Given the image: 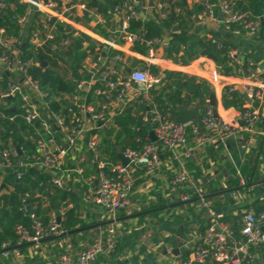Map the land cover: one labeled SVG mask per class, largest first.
<instances>
[{
	"label": "built area",
	"instance_id": "2783aa9c",
	"mask_svg": "<svg viewBox=\"0 0 264 264\" xmlns=\"http://www.w3.org/2000/svg\"><path fill=\"white\" fill-rule=\"evenodd\" d=\"M69 1L19 0L29 5L24 13L16 16V23L20 26L19 35L29 21V14L37 11L39 13L37 19L28 30V41L35 48H41L56 34L55 23L50 22L52 17L66 23V18H69L67 14H71L72 9L78 5L84 8L82 3L68 5ZM154 1L161 16H164L162 1ZM199 2L201 13L211 19L214 7H217L223 23L239 25L249 32L257 29L258 15L249 10L234 9L236 0H199ZM6 7V3L0 0V11H4ZM107 12L124 13L126 19L135 15L128 2L109 8ZM134 38L133 34H127L128 40ZM157 41V38H153L147 43L151 45ZM21 42L20 37L11 34L6 25H0V78L3 73L8 75L5 87L0 89V106L17 109L26 122L37 121L34 131L35 153L23 160L16 158L19 154L14 146L0 148V172L14 166L20 168L35 165L49 172L50 181L57 187L65 186L71 179V172H74L76 173L72 176L74 180H83L90 184L84 194L85 200L93 206L104 209L108 216L114 219L118 212H128L130 194L137 172L152 175L160 168L159 147H161L170 152L180 168L174 172L169 181L168 197L169 195L171 198L175 197L182 204H196L207 213L204 231L199 233L193 230L184 242L185 251H179L167 264L257 263L258 256L254 250L264 246V207L256 212L250 210L238 215L235 219L236 225L222 221L227 215L215 209V204H221L227 198L237 201V189L247 185L246 178L235 170L239 177L237 188H228L223 179L217 190L208 191L202 185L214 176L192 178L185 169L183 160L192 156L193 147L213 143L225 144L228 139L244 131L252 132L260 119V110L256 102L262 97L264 88L258 67L244 62L236 50L228 48L227 59L232 68V76L246 80L242 90V108L237 110L233 117L223 118L215 117L209 105L198 120L191 119L183 124L166 117L152 101L150 90L158 82L157 78L146 70L138 68L123 73L118 72L114 62L122 60L120 54L114 55L111 63L107 62L101 52L87 54L80 65L87 77L76 82V91L70 97L65 94L62 96L71 106L70 119L65 123L63 117L51 108L48 92L41 88L39 82L29 72V68L37 62L31 58L20 57ZM67 43L66 39L60 42L61 45ZM223 76L225 75L217 69H212L207 72L205 78L211 86H214L221 84ZM96 80H100L101 83L94 87ZM223 87L227 92L236 89L233 84H224ZM89 91L92 92V98L86 101V94ZM131 102L146 105L142 120L150 123L156 141L143 142L138 149H123V155L128 158L126 165L121 161L107 165L105 160L99 157L98 133L108 130L113 125V116L123 112ZM89 131L92 133L85 140V133ZM147 139H150L149 136ZM86 150L91 153L90 162L96 164L97 183L95 184L92 181L93 177L82 176V168L78 164L86 160ZM68 160H75L76 165L72 167L67 163ZM19 175L20 172L17 171V176ZM112 224L108 225L105 233L99 231L94 234L87 246L77 253L76 259H73L69 252H64L58 256L59 262L96 264L98 255L115 247V232ZM15 231L18 236L16 245L6 248V244L3 243L0 252L3 258L19 256L21 245L37 244L43 239L59 236L66 230L60 229L58 218L55 216H52L47 224H43L40 218L30 214L29 225L17 224Z\"/></svg>",
	"mask_w": 264,
	"mask_h": 264
},
{
	"label": "crops",
	"instance_id": "0c3cea01",
	"mask_svg": "<svg viewBox=\"0 0 264 264\" xmlns=\"http://www.w3.org/2000/svg\"><path fill=\"white\" fill-rule=\"evenodd\" d=\"M102 2L106 5V9L116 6L110 5L105 0ZM123 2H128L132 6L135 14L132 18L142 22H150L159 31L160 36L156 37L158 41L148 45V40L137 39L135 34H133L134 40H128L127 34L132 33H128L125 29L130 18L126 19L124 13L107 12L102 14L92 8H86L82 3L84 8L78 5L72 9L71 15L74 17L66 18V23L70 25V31L83 32L96 42L94 49H88L87 54H99L101 52L105 55L108 63L113 62L114 55L120 54L122 60L114 62L117 71L120 73L132 68L140 69L141 66L142 70H146L150 74L148 66L150 64L157 66L160 73L158 76H153L158 79L153 89L160 88L163 70H178L206 80L207 72L217 69L215 60L200 54L203 50L201 48L198 57L187 65L174 63L165 57L170 34L179 30L178 21L165 23L168 17L165 1H162L164 16H161L154 0H124ZM177 2L180 4V10L177 8L175 10L181 18V25L186 27V32L191 39L204 37L227 42L228 47L236 50L244 62L259 68V77L264 84V0H262L260 12L255 11L258 15V26L254 32H249L236 24L227 25L223 23L217 7H214L211 19L201 13L199 0H177ZM24 34L25 31L22 30L19 35L21 41ZM143 44L147 47L144 53L139 51ZM110 49L118 52L109 56L108 51ZM245 81V79L232 76L230 73L222 77L221 84L210 85L216 99L218 116L230 118L237 112L234 108L225 109L221 105L223 85L233 84L242 93ZM98 82L100 80H96L95 85ZM131 104H135V102H131ZM256 105L260 110V119L252 132L244 131L240 135L228 139L225 144L213 143L193 147L192 156L183 160L184 167L192 178L193 176L185 166V162L190 161L191 166L198 167L202 178L207 175L216 177L219 174H226L230 170L239 171L246 162L252 167L251 174L246 179L247 185L237 189V201L234 202L232 199L233 202L224 203L223 200V203L215 204L217 212H224L227 215L222 221L232 225H236L235 219L238 216L236 213L240 215L250 210L256 212L255 209L264 203V88L262 97L256 102ZM160 159V168L154 174L144 175L141 171L137 172L134 187L130 194L128 212H118L114 217L116 221L113 222L112 226L116 229L119 228L121 222L129 223V226L124 227L125 229L123 228L119 234L115 233V240L119 242L120 247H123L122 253H124L123 257L127 260V264H167L179 251H185L184 242L187 241L189 234L193 230L202 233L207 224L205 210L198 208L196 204H182L175 197L171 198L170 195L168 197L169 181L174 172L180 168L177 160L173 157H160ZM67 163L76 165L74 160H68ZM95 172L87 176L94 178L93 184H95ZM70 180L66 182L65 187H68ZM86 191L81 194L80 198L78 197L75 204L69 203L68 205L75 206L84 216L86 213L94 214L96 220L94 223L110 220V216L104 209L93 206L85 200ZM1 192L2 190H0ZM151 204L157 205L155 208H148ZM172 213L181 215L184 225H181L180 229L175 228L171 231L169 229L176 226L174 223L171 224ZM125 216H129V218L126 219ZM139 216H142L141 222H138ZM104 225H107L108 228L110 224ZM130 226H132V230L129 229ZM99 231L104 232L100 226L91 228L87 238L82 240L77 235L67 234L49 237L37 244H23L19 256L8 258L0 256V264H61L58 262L59 254L69 252L73 259H76L77 253L87 246L91 237ZM254 252L258 256L257 263L254 264H264V246H260Z\"/></svg>",
	"mask_w": 264,
	"mask_h": 264
},
{
	"label": "trees",
	"instance_id": "16d2710c",
	"mask_svg": "<svg viewBox=\"0 0 264 264\" xmlns=\"http://www.w3.org/2000/svg\"><path fill=\"white\" fill-rule=\"evenodd\" d=\"M3 1L7 7L4 11H0V25H6L9 32L17 37L19 36L20 26L16 23V16L24 13L29 5L19 2V0ZM123 1L105 0L110 5H121ZM161 1H165L167 4L168 17L165 23L178 21L179 25V30L170 34L165 57L174 63L187 65L198 57L199 49L201 48L215 56V65L218 71L224 75L232 73V68L228 64L227 59V50L229 48L227 42L204 37L191 39L186 32V27L181 25V18L175 10L176 8L180 10V4L177 0ZM76 2L84 3L86 8H92L102 14L107 13L106 5L102 0H70L68 5ZM261 7L262 0H236L233 6L234 9L239 11L249 10L252 12H260ZM38 14L37 11L29 14V21L23 28L25 34L20 46V57L22 59L31 58L34 62H37L29 68V72L39 82L41 88L48 92L51 108L56 110L66 123L71 116V106L62 96L65 94L70 97L76 91V82L87 77L80 65L87 55V50H93L96 42L89 35L80 31L65 32V23L52 17L50 22H54L56 27L54 38L41 48H35L28 41V30L34 25ZM67 15L68 17H74L71 14ZM125 30L128 33L135 34L137 39L150 40L160 36L159 31L150 22H142L135 18L128 20ZM64 39L68 43L61 45L60 42ZM52 46H55V48H52ZM146 49L147 47L143 44V46H140L139 51L144 53ZM117 52V50L110 49L108 54L112 56ZM43 60L47 63V66H40ZM59 63L63 66L62 68ZM148 68L152 76L159 75L160 69L157 66L150 64ZM162 73L160 88L150 90L151 98L156 108L166 117H169V114L178 112V105L189 108L198 101L200 109L193 118V120H198L203 110L209 107V95L213 92L210 84L203 78L178 70H163ZM7 81L8 75L3 73L0 78V89L5 87ZM100 83L98 82L94 87L99 86ZM91 91L87 92L86 101L92 98ZM242 99L243 94L237 89L231 92H227V89H224L220 101L225 109L231 107L235 110H240L242 108ZM145 110L146 105L144 103L128 105L123 112L113 116V125L108 130L98 133L99 157L103 158L107 165L120 161L116 156V146L122 144L125 140H128V143L124 149H138L143 142L150 141V139H147L148 133L145 128V122L142 120ZM36 127L37 121L26 122L17 109L12 111L10 108H2L0 106V148H10L13 143L17 144L21 150V155H16V158L25 160L28 155L35 153L34 131ZM91 133L90 131L85 133V140ZM85 154L86 160L78 163L82 168L83 177L95 172L96 167L95 163L90 162V151L86 150ZM159 155L161 158H172L170 152L161 149V147H159ZM74 165L71 166L73 167ZM185 166L190 170L194 179L200 176V169L191 166L190 161L188 163L185 162ZM251 170L252 167L246 162L240 167L239 173L247 179L251 174ZM17 171L20 172L19 176H17ZM71 175L75 176L76 173L71 172ZM72 176L68 187H57L50 181L51 174L35 165H27L20 168L14 166L4 172H0V190H2L0 193V252L3 249V243L6 244V248L16 245L18 236L15 227L17 224L28 226L30 214L40 218L43 224H47L52 216L56 218L58 216L59 226L62 230L74 229L96 221L94 214L86 213L84 216L75 206L68 205L69 203L75 204L78 197L80 198L81 194L90 185L83 182V180H74ZM223 179L228 188H237L239 186V177L235 170H230L226 174H219L209 179L202 186L208 191H214L217 190L218 186L220 187ZM230 202H233L231 198L224 200V203ZM156 205L151 204L148 208H155ZM263 207L264 203L258 206L255 211ZM236 215L239 214L236 213ZM138 218V222H141L142 216ZM172 223L176 224V226L169 230L180 229L181 225H184L182 216L172 213ZM121 225L127 227L129 223L121 222ZM100 228L105 233L107 225H102ZM90 229H84L69 235H77L80 240L86 239ZM22 247L23 245L20 246V248ZM122 249L123 247H120L119 242H115V247L112 250L98 255L96 264H127V260L123 257Z\"/></svg>",
	"mask_w": 264,
	"mask_h": 264
},
{
	"label": "water",
	"instance_id": "95a60500",
	"mask_svg": "<svg viewBox=\"0 0 264 264\" xmlns=\"http://www.w3.org/2000/svg\"><path fill=\"white\" fill-rule=\"evenodd\" d=\"M65 31H70V25L65 23ZM201 55H207L209 56L210 58H212L213 60H216L215 56L211 53H208L205 49H203L201 52H200ZM41 65L44 67L46 66V62L43 60L41 62ZM140 69H142V67L140 66L139 67ZM209 105L211 106L212 108V111H213V115L215 117H217V112H216V99L214 97V93L212 92L210 95H209ZM178 112L177 113H174V114H169V118L174 121V122H178V123H187L189 122L191 119H193L196 114L199 112V109H200V104L198 101H196L194 103V105L192 107H184L182 105H178ZM12 111L14 110L13 108L11 109ZM145 128L147 130V133H148V136L150 138L151 141L155 142L156 141V136L152 130V127L150 125L149 122L145 123ZM128 143V140H125L122 144H119L116 146V156L117 158L122 162V164L126 165L128 163V158H126L124 155H123V148L127 145ZM13 146L15 147V149L17 150L18 154L21 155V150L19 148V146L15 143H13ZM95 183H97V180L95 179ZM125 218H129V216H125ZM120 219V218H119ZM116 219H110V220H103V221H100V222H97V223H93V224H87L85 226H80V227H77V228H74V229H70V230H66L64 231L63 233H61L60 235H67V234H70V233H74V232H77V231H82L84 229H90V228H93V227H97V226H101V225H104V224H110V223H113L115 222Z\"/></svg>",
	"mask_w": 264,
	"mask_h": 264
},
{
	"label": "rangeland",
	"instance_id": "374dc122",
	"mask_svg": "<svg viewBox=\"0 0 264 264\" xmlns=\"http://www.w3.org/2000/svg\"><path fill=\"white\" fill-rule=\"evenodd\" d=\"M133 222H134V221H133ZM120 226H121V225H120ZM120 226H119L118 229H116V227L114 228V232H115L116 234H117V233L119 234L120 231L123 230L124 226H121V227H120ZM130 227H131V228H130ZM130 227H129V229L132 230V229H133L132 226H130ZM125 228H126V227H125ZM125 228H124V229H125ZM129 229H128V230H129ZM118 231H119V232H118Z\"/></svg>",
	"mask_w": 264,
	"mask_h": 264
}]
</instances>
